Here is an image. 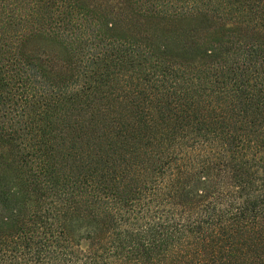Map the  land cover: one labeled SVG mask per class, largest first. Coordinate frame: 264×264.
<instances>
[{"label": "trees", "instance_id": "obj_1", "mask_svg": "<svg viewBox=\"0 0 264 264\" xmlns=\"http://www.w3.org/2000/svg\"><path fill=\"white\" fill-rule=\"evenodd\" d=\"M0 264H264V0H0Z\"/></svg>", "mask_w": 264, "mask_h": 264}]
</instances>
